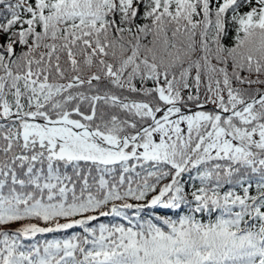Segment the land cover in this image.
Masks as SVG:
<instances>
[{
    "label": "snow or ice",
    "instance_id": "snow-or-ice-1",
    "mask_svg": "<svg viewBox=\"0 0 264 264\" xmlns=\"http://www.w3.org/2000/svg\"><path fill=\"white\" fill-rule=\"evenodd\" d=\"M0 264H264V0H0Z\"/></svg>",
    "mask_w": 264,
    "mask_h": 264
}]
</instances>
